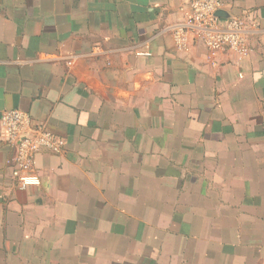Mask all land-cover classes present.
Returning <instances> with one entry per match:
<instances>
[{
  "label": "crops",
  "instance_id": "obj_1",
  "mask_svg": "<svg viewBox=\"0 0 264 264\" xmlns=\"http://www.w3.org/2000/svg\"><path fill=\"white\" fill-rule=\"evenodd\" d=\"M223 2L244 60L187 0H0V118L66 141L21 189L0 122V264H264V0Z\"/></svg>",
  "mask_w": 264,
  "mask_h": 264
},
{
  "label": "built area",
  "instance_id": "obj_2",
  "mask_svg": "<svg viewBox=\"0 0 264 264\" xmlns=\"http://www.w3.org/2000/svg\"><path fill=\"white\" fill-rule=\"evenodd\" d=\"M188 11L185 21L173 32V40L181 50H188L191 44L201 42L211 54L230 51L239 60L250 54L247 22L244 18L220 17L224 9L223 0H187ZM0 122L7 143L16 149L13 176L21 189L40 184L39 175L33 170L34 159L42 150L54 154L64 151L66 141L56 135L46 124L35 122L22 109L6 110Z\"/></svg>",
  "mask_w": 264,
  "mask_h": 264
},
{
  "label": "water",
  "instance_id": "obj_3",
  "mask_svg": "<svg viewBox=\"0 0 264 264\" xmlns=\"http://www.w3.org/2000/svg\"><path fill=\"white\" fill-rule=\"evenodd\" d=\"M218 16L220 17H229L230 15L226 12V10L222 9V10H219L218 13H217Z\"/></svg>",
  "mask_w": 264,
  "mask_h": 264
}]
</instances>
